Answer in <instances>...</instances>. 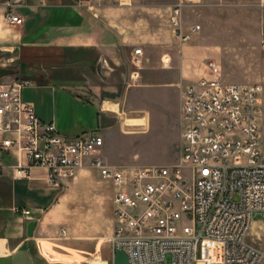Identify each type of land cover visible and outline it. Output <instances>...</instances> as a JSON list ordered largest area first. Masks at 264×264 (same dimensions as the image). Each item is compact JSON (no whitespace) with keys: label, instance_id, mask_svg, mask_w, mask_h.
I'll use <instances>...</instances> for the list:
<instances>
[{"label":"crops","instance_id":"1","mask_svg":"<svg viewBox=\"0 0 264 264\" xmlns=\"http://www.w3.org/2000/svg\"><path fill=\"white\" fill-rule=\"evenodd\" d=\"M178 1L184 2L183 17L187 6L200 9L210 3L222 9L235 2L0 0V68L16 72L0 83L24 78L19 71L27 64L34 76L24 78L30 85L23 101L43 123L54 124L67 137L98 131L105 140L100 153L109 165L138 167L123 163L113 142L122 133L148 130L154 120H170L166 105L173 91L179 100L180 138L183 92L208 75L209 60L220 67L227 84L250 85L228 79L234 72L225 63L228 47L211 46L206 33H196L187 43L177 40L170 17ZM9 10L24 24L11 26ZM261 30L264 43V0ZM227 35L237 49L251 50L249 34ZM139 48L143 64L138 71L132 61ZM27 163L24 154L0 148V264H113L112 184L92 168L79 170L63 188L49 184L44 168L33 169L28 179H15V168Z\"/></svg>","mask_w":264,"mask_h":264},{"label":"built area","instance_id":"2","mask_svg":"<svg viewBox=\"0 0 264 264\" xmlns=\"http://www.w3.org/2000/svg\"><path fill=\"white\" fill-rule=\"evenodd\" d=\"M183 9L175 6L170 21L185 43L200 27L185 29ZM6 20L24 24L12 10ZM142 54L136 49L132 61L138 71ZM206 67L208 75L183 92L179 160L172 166H111L100 153V132L64 136L23 101L27 79L0 83V148L28 160L14 178L44 168L49 184L63 188L79 170H97L114 189L113 249L130 264H264V251L248 242L255 216L264 217L263 87L227 84L214 61Z\"/></svg>","mask_w":264,"mask_h":264},{"label":"rangeland","instance_id":"3","mask_svg":"<svg viewBox=\"0 0 264 264\" xmlns=\"http://www.w3.org/2000/svg\"><path fill=\"white\" fill-rule=\"evenodd\" d=\"M189 2L185 4L190 5ZM179 4L184 6V2L180 1L175 6ZM183 22L187 31L199 26L200 31L212 39L211 46L228 47L224 50L227 57L225 63L234 70L228 79L250 85L258 84L263 87L261 123L264 144V48L262 40L259 39L263 27V0H235L232 6L228 8L225 3L222 9L215 8L210 3L207 7L200 9L187 6ZM242 33L251 36L252 48L249 52L237 49L238 45L234 38L227 35L232 34L238 37L237 35H242ZM229 47L235 49L229 51L227 50ZM176 93L173 91L171 100L166 105L170 120L163 124L154 120L149 124L148 130L147 127H141L136 133H122L119 138L115 139L114 147L118 150L116 155L123 163H134L140 167L172 166L178 163L179 125L176 124V116L179 100ZM248 242L260 251H264V217L262 215L255 216ZM211 250L213 254L218 253V247H213ZM206 251L211 253L208 249ZM94 263L100 264L96 261Z\"/></svg>","mask_w":264,"mask_h":264},{"label":"water","instance_id":"4","mask_svg":"<svg viewBox=\"0 0 264 264\" xmlns=\"http://www.w3.org/2000/svg\"><path fill=\"white\" fill-rule=\"evenodd\" d=\"M27 64H22L20 67L19 74L21 77L24 78H31L34 76L33 73L29 72ZM16 72L14 69L10 68H0V79L6 77V76H13ZM33 226L34 224L31 223V225L28 228V236L31 238L33 236ZM30 252L33 254V246L30 244ZM113 264H130L129 258L127 254L124 251H118L115 253Z\"/></svg>","mask_w":264,"mask_h":264}]
</instances>
